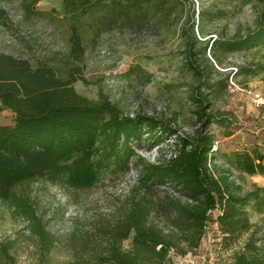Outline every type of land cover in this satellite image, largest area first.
Masks as SVG:
<instances>
[{
  "label": "trees",
  "instance_id": "16d2710c",
  "mask_svg": "<svg viewBox=\"0 0 264 264\" xmlns=\"http://www.w3.org/2000/svg\"><path fill=\"white\" fill-rule=\"evenodd\" d=\"M180 1L62 0L69 46L64 75L48 62L32 64L27 58L0 52V111L13 114L10 124H0L1 200L20 201L17 188L37 180L84 189L93 186L109 166L123 168L132 162L137 168L129 194L113 211L71 231L76 244L72 264H170L172 254L184 256L199 246L210 223L216 226L224 249L245 236L226 264H264V184L245 187L233 179V171L264 176L263 156L256 149L235 150L215 163L217 149L210 131L214 114L208 93L194 89L196 127L186 133L154 115H122L108 98L88 99L72 86L85 54L83 33L93 26L83 20L86 15L97 11V25L168 28L182 14ZM254 1L260 3L264 20V0ZM198 14L202 20L203 9ZM6 20L0 5V24ZM189 20L192 26L185 46L189 65L200 85L210 90L207 76L193 63L196 58H190L196 54L191 52L192 45H201L204 55L210 40L195 35L193 11ZM261 42L264 27L241 39H214L209 50L213 48L217 58L220 47L236 51ZM229 74H221L225 84ZM144 135L153 143L158 136H174L175 142L167 156L150 162L132 147ZM35 233L42 249L39 264H51L43 260L53 244L51 237L39 225ZM0 253L6 264H16L5 245H0Z\"/></svg>",
  "mask_w": 264,
  "mask_h": 264
},
{
  "label": "rangeland",
  "instance_id": "374dc122",
  "mask_svg": "<svg viewBox=\"0 0 264 264\" xmlns=\"http://www.w3.org/2000/svg\"><path fill=\"white\" fill-rule=\"evenodd\" d=\"M181 0L182 14L170 27L144 24L139 29L120 28L111 23L95 24L97 11L84 17L92 23L83 33L85 54L80 72L72 83L75 91L88 99L103 96L114 103L122 115L144 113L169 120L178 131L190 133L196 127L194 89L208 93L214 120L216 160L224 153L256 149L264 161V109L257 106L254 94L264 97V42L236 51L217 49V58L209 50L214 39H241L264 27L260 3L252 0L232 3L225 0ZM7 20L0 24V52L27 58L32 64L45 61L64 75L68 52V29L62 0H0ZM203 9V19L198 12ZM194 13L195 35L209 39L204 55L202 46L192 45L193 63L207 76L212 88L206 89L194 76L186 52L191 32L189 17ZM202 30V31H201ZM228 82L222 73H229ZM232 79L239 89L229 86ZM250 92V93H248ZM13 114L0 111V124H10ZM144 135L132 143L135 152L147 161L165 157L173 148L174 136H158L156 143ZM131 161V160H130ZM137 178L132 162L127 167L109 166L102 170L89 188H72L58 181L37 180L17 188L21 200L10 203L0 199V245L16 264H39L42 249L35 233L39 225L52 239L43 259L51 264H72L75 241L71 231L100 214L113 211L129 194ZM233 179L247 187L264 184L262 175L233 171ZM252 221L257 220L249 208ZM245 236L231 248L220 245L216 226L210 223L201 242L192 253L172 254L170 264H226ZM0 264H6L0 253Z\"/></svg>",
  "mask_w": 264,
  "mask_h": 264
},
{
  "label": "built area",
  "instance_id": "2783aa9c",
  "mask_svg": "<svg viewBox=\"0 0 264 264\" xmlns=\"http://www.w3.org/2000/svg\"><path fill=\"white\" fill-rule=\"evenodd\" d=\"M229 86L233 87L234 89H239L232 79H229ZM253 97H254L255 104L264 109V97L259 94H254Z\"/></svg>",
  "mask_w": 264,
  "mask_h": 264
}]
</instances>
